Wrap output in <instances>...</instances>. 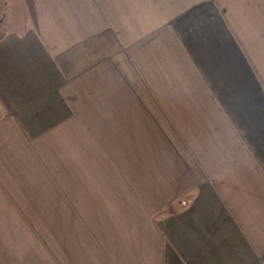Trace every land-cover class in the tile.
<instances>
[{"label": "crops", "instance_id": "0c3cea01", "mask_svg": "<svg viewBox=\"0 0 264 264\" xmlns=\"http://www.w3.org/2000/svg\"><path fill=\"white\" fill-rule=\"evenodd\" d=\"M5 3L0 264H263L264 0Z\"/></svg>", "mask_w": 264, "mask_h": 264}, {"label": "trees", "instance_id": "16d2710c", "mask_svg": "<svg viewBox=\"0 0 264 264\" xmlns=\"http://www.w3.org/2000/svg\"><path fill=\"white\" fill-rule=\"evenodd\" d=\"M6 1V0H2ZM8 33V27H7V18L0 13V41L6 36Z\"/></svg>", "mask_w": 264, "mask_h": 264}, {"label": "rangeland", "instance_id": "374dc122", "mask_svg": "<svg viewBox=\"0 0 264 264\" xmlns=\"http://www.w3.org/2000/svg\"><path fill=\"white\" fill-rule=\"evenodd\" d=\"M2 3V0L0 1V4ZM10 3V0H6V3H5V5L6 4H9ZM5 10H4V8L3 7H1L0 8V13H2V12H4ZM263 264H264V262H263Z\"/></svg>", "mask_w": 264, "mask_h": 264}, {"label": "built area", "instance_id": "2783aa9c", "mask_svg": "<svg viewBox=\"0 0 264 264\" xmlns=\"http://www.w3.org/2000/svg\"><path fill=\"white\" fill-rule=\"evenodd\" d=\"M182 206H187V203L183 201Z\"/></svg>", "mask_w": 264, "mask_h": 264}]
</instances>
